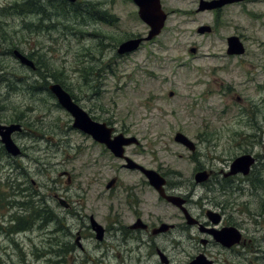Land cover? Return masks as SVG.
Instances as JSON below:
<instances>
[{
  "label": "rangeland",
  "instance_id": "374dc122",
  "mask_svg": "<svg viewBox=\"0 0 264 264\" xmlns=\"http://www.w3.org/2000/svg\"><path fill=\"white\" fill-rule=\"evenodd\" d=\"M22 1L0 0V25L4 29L3 34L0 31V121L6 124L16 113H24L22 119L28 123L36 124L38 121L44 124L27 126L25 134L15 135L16 143L25 153L23 157L13 158L6 154L3 158L1 154L0 186L5 192L27 188L25 198L22 196L20 200L23 205L27 200L30 204L38 201L36 205L51 206L62 217L65 210L53 199L55 195L61 196L56 189L62 187L60 182L65 185L62 174H70L73 182L83 177L80 179L86 184L85 177L95 174L109 179V169L113 174L116 171L115 174L122 175L123 181L127 172L120 170V163L99 155V148L93 140L86 139L84 134L73 128L72 117L52 95L43 92L40 83H37L36 90L32 89L34 86L31 84H36V78L28 69L21 67L13 54L15 50L24 55L32 52L41 55L49 68L57 70L58 77L77 95L76 102L96 120L109 118L116 129L132 128L130 135L138 138L139 145L129 148L130 157L150 169L161 167L163 172L182 173L184 177H170L179 185H184L183 180L200 162L204 166L219 164V158L235 152L241 143L238 133H255L264 141V91L258 88V84L264 86L263 70L257 67V70L247 71L237 59H229L225 39L199 37L192 29L193 23L172 15L158 38L145 43L143 48L129 56H119L117 48L122 41L132 35H147V26L142 21L131 20V11L133 15L135 8L133 5L131 8L127 0H87L100 5V9L111 7L112 13L118 17L114 19L117 25H101L88 19L82 26L81 19L53 16L52 23L46 21V25L57 24V29L48 31L47 35L32 32V28L26 27L37 18L34 15H3L5 7ZM163 3L169 10L180 6L175 0H164ZM182 7L191 8L186 4ZM229 18L230 26L234 27L229 31L249 25L236 10ZM69 20L76 21L74 25L78 30L66 31L65 26L71 25ZM250 30L257 32L247 43L264 66V19L252 22ZM43 31L46 29L42 28ZM79 31L86 35L85 38ZM93 34L97 38L92 37ZM192 47L198 49L195 54L189 52ZM43 67L44 63H40L41 71ZM84 68L94 69L98 75L97 82H83L79 70ZM251 71L256 74L255 80ZM170 91L174 92V97H169ZM94 105L98 106L97 112L91 111ZM190 105L196 107L194 112L189 109ZM177 132L199 144L200 157L192 159V152L175 142ZM256 151L259 153L258 149ZM16 163L21 167L17 168ZM143 180L140 174L128 170V186L136 188L135 191L146 200L145 212L154 216L158 214L170 223L167 217L173 211L164 208V204H155L156 197L151 189L142 186ZM108 182L101 177L97 185L86 192L84 206L78 205L76 211L88 217L95 215L100 224L110 228L109 234L102 242L89 235L87 239L90 240L84 244L90 259L82 254L84 260L72 264H157L159 256L154 253L149 257L146 247L130 255V249L137 246L136 243L127 245L121 231L127 226L125 195L120 196V190L109 193L106 189ZM22 183L23 186L20 185ZM259 191L260 195L253 196L250 205L252 216L241 213V219L246 222L252 223L249 217L253 219L264 206V192ZM34 192L36 197L30 199ZM78 194L81 195L80 191ZM247 199L245 195L243 200ZM69 223L74 226L73 231L80 226L75 219ZM49 227L55 228L54 225ZM42 236L37 228L34 232L21 234L17 240L23 242H18L17 248L0 235V264H52L51 257L50 261L31 257L22 261L20 258L31 251L33 245L28 238L35 237L32 240L37 247L46 249L40 247ZM171 238V235L162 237L156 242L157 247L168 256L169 264H189L187 253L179 251Z\"/></svg>",
  "mask_w": 264,
  "mask_h": 264
},
{
  "label": "flooded vegetation",
  "instance_id": "af4514ba",
  "mask_svg": "<svg viewBox=\"0 0 264 264\" xmlns=\"http://www.w3.org/2000/svg\"><path fill=\"white\" fill-rule=\"evenodd\" d=\"M26 1L34 8L30 15L37 17L32 21L33 26L40 27V33L46 35L48 31H50L49 28H51V25H46V21L52 23L51 19L53 16H61L64 18V4L69 2L67 0ZM127 1L130 7L133 5L135 8L133 15L131 11V20L135 19L141 21L139 9L134 3V0ZM160 1L164 11L168 14V19L172 15H177L183 18L185 22L193 23L194 26L192 29L199 37L225 39L227 42L226 54L229 59H237L239 65L244 67L247 71L257 70V67H261L264 73V66H261V61L257 58L258 54H256L247 43L251 38H254L257 32L250 30L252 29V22L264 19V16H261L264 14V0H237L235 2H227L223 5L214 6L203 11L200 10L202 1L212 2L220 0H175L180 5L175 10L165 9L164 0ZM75 2L80 3V6L72 9V12H77L81 21L87 22L89 19V21L101 23V25H110L109 17L112 15L116 16L112 13L111 7H109V9H100V5L92 2L91 4L87 0H77ZM185 4L191 6V8L182 7ZM54 9L55 11L53 13ZM234 10H236L242 19H246L249 25H241L236 27V30L229 31V29H234L233 26H230L232 22L229 18ZM259 10L263 12H258ZM68 16L69 11L66 14V17ZM114 25L115 23L111 22V26ZM203 27H205L206 32L199 33V30ZM42 28L46 29V32H42ZM148 31L149 28L147 27V34ZM189 33H192V31H189ZM233 36L240 38L244 51L242 54H228V39ZM92 37L97 38V35L93 34ZM142 37H144L143 34H137L132 35L130 38ZM141 48H143V46ZM26 55L34 61L36 69L33 70L20 63L21 67L32 72L33 76L36 78L35 80L39 81V83H46L47 86L43 92H48L50 94L49 87L53 80L47 75V72L45 73L46 79H43L41 76L45 71L44 67L42 71L39 69L40 63H43L41 59L42 56L37 52L28 53ZM129 55L130 54H128V56ZM45 62L47 64L46 60ZM250 74H253L252 79L255 80L256 74L252 71ZM258 88L264 91V86L258 84ZM201 96L203 97L202 94ZM238 99H240V97H238ZM97 108L98 106L94 105L91 111L97 112ZM194 108H196L194 105L189 106L191 112L195 111ZM97 121L103 122L110 127L112 130V139L121 134L126 137L131 136L130 131L132 128L116 129L114 126L115 123L110 121L109 118H106L104 121L98 118ZM19 123L23 126V131L15 133L13 139L15 135L25 134L27 126L32 127L38 125L40 127L44 124L38 121L36 124L28 123L24 119L19 121ZM238 135L241 138V143L239 147L236 148L235 152H229L227 156L219 158V164L204 166L200 162L194 168L191 175L183 180L184 185H179L170 178L171 176L176 178H180L181 176L184 177L182 173L172 170L163 172L164 170H162L161 167L158 168L156 171L165 180L163 194H161L155 187L151 186L147 177L141 170L137 168L128 169V162H126L125 159L117 158L106 145L97 142L91 135L84 134L86 139L93 140L94 144L99 148V155H101V157L106 156L114 162L120 163V170L127 172V175H125L126 180H122V175L115 174L116 171H114L113 174L111 169H109V179L102 176V174H95L85 177L87 179L86 184L80 179L83 177L76 178L75 182H73L70 174H62L61 177L65 179V185L60 182L59 185L62 187H56L61 196L55 195L53 197V199L57 201V204L62 206L65 210V215H62V217L58 216L53 207L45 206L44 203H46V201H44V203L42 200L40 201L44 204V207L36 205L38 203L37 201L32 202L36 207L27 208L28 200L26 203L24 202L23 206L20 205L19 202L22 196L25 198L27 188H22L21 191L6 190L5 192L4 187L0 186V235L9 239L13 242V245L18 248L20 245L19 243L22 244L23 242L17 240V237H20L21 234L34 232L36 228L43 233L42 245L40 247H46V249L41 250L37 247L34 240H32L35 239V237H31L32 239L28 238L33 246L30 247V252H26L25 255L20 256V258L23 259L22 261H27V257H31L35 260L48 259L47 261H50L49 257H51V260H56L60 263L63 262V264L83 261L84 258H82V254L85 256L87 253L84 242L90 240L87 239L89 235L90 237H96V233L92 228V217L95 219L97 218L93 214L89 217L85 214H83V216L80 212L76 211V207L80 204L84 206L87 199L86 192L97 185L102 177L103 180L114 181L112 189L107 190L109 193H116L120 190L122 191L120 196L124 197L125 195L123 202L127 214V226L121 228V231L124 233V239L127 245L136 243L137 246V248L133 247L130 249V255L136 250L146 247L149 250L148 256L150 257L157 254L160 259L157 264H162L161 253H164L157 247L156 242H159V240L166 235H171L172 244L178 248L179 251L187 253L186 258L189 259V264L193 263L199 257L203 258V261L207 264H264V206L257 211L253 219L249 217L251 211L250 205H252V199L254 198L253 196L260 195V189L264 192V141L258 139L255 133L246 134L241 132L238 133ZM180 145L192 152V159L195 160L197 156L200 157V152L198 150L199 144L194 145V150H191L184 144ZM130 147H125V156L127 158L128 156L130 157L128 151ZM3 148V145L0 143V159L1 154H4ZM256 149L259 150V153ZM24 155L25 153L21 148V154L18 158ZM245 155H252L255 159L249 172L247 174L241 172L233 173V163L236 159ZM128 170L136 172L143 177L142 186L151 189L150 192L156 197V205L164 204V208L173 211V214L167 217L170 223L165 222L164 218L158 214L154 216L153 214L145 212L146 208L144 205L146 200L142 199L135 191L136 188L128 186ZM198 174H204V180L198 182ZM20 185L23 186L24 184L22 183ZM79 191L81 195L78 194ZM35 193L36 192H34L33 195ZM245 195H247V200H243ZM170 197L177 198L176 203H173ZM38 206L41 211L40 215H37L38 212L35 211L38 209ZM4 207L8 210H5ZM14 209L17 211L15 212ZM28 209H30V211ZM241 213L249 215V219L253 220L252 223L241 219ZM128 214L130 215L129 224ZM72 219L80 223L79 228L74 231L72 230L74 226L69 223ZM86 223L87 225H85ZM50 225H54L55 228L50 229ZM163 228L165 229L162 230ZM109 231L110 228L106 226L105 238L107 234H109ZM59 245L61 247L58 251ZM99 245L100 244L97 246ZM86 257L90 259V256L87 254ZM164 257H166L169 264L170 259L168 256L164 254Z\"/></svg>",
  "mask_w": 264,
  "mask_h": 264
},
{
  "label": "water",
  "instance_id": "95a60500",
  "mask_svg": "<svg viewBox=\"0 0 264 264\" xmlns=\"http://www.w3.org/2000/svg\"><path fill=\"white\" fill-rule=\"evenodd\" d=\"M68 1L74 3L76 0ZM235 1L237 0H220L212 2L202 1L200 10L203 11L214 6H219L227 2L230 3ZM134 3L139 9L140 19L149 27V33L144 38H133L122 42L117 50V53L119 55L133 53L139 49L142 43L151 41L157 36H159L162 33L168 19V14L163 10L162 3L160 0H134ZM205 32V27L199 30V33ZM228 46L229 55H239L244 52L240 38L236 36H233L228 39ZM190 52L196 53V49L192 48L190 49ZM14 54L22 64L32 69L36 68L34 62L27 56L22 54L19 50H15ZM50 91L56 97L59 105L72 116L74 120L73 128L80 130L83 133L89 134L99 143L105 144L108 149H110L117 157L125 158L128 162V168H137L141 170L146 175L147 179L149 180V183L153 187H155L161 194H163V186L165 184V180L158 172L151 169H146L145 167L139 165L129 157L127 159L124 156V147L126 145L129 146L138 143L136 137L126 138L123 135H119L112 140V130L108 128L105 123L94 121L89 115V113L86 112L78 103H76L72 96L60 84H51ZM172 95L173 93H170V96ZM22 131L23 128L20 123H12L8 125L0 123V140L3 143L6 152L12 157H18L21 154V149L14 141L13 135ZM175 140L176 142L182 143L185 146L189 147L191 150H194L193 142L184 134L177 133L175 136ZM254 162L255 159L251 155L239 157L233 163V173L241 172L247 174ZM204 177V174H198L197 181L200 182L204 180ZM112 185L113 182L108 185V188H111ZM170 199L173 203H176L177 201V198L174 197H170ZM92 228L96 233V239L98 241H102L105 237V229L100 223L95 220L94 217H92ZM165 228H163L162 230H164ZM161 258L162 264H168L166 257H164V254L162 253ZM203 260V258L199 257L191 264H207Z\"/></svg>",
  "mask_w": 264,
  "mask_h": 264
},
{
  "label": "trees",
  "instance_id": "16d2710c",
  "mask_svg": "<svg viewBox=\"0 0 264 264\" xmlns=\"http://www.w3.org/2000/svg\"><path fill=\"white\" fill-rule=\"evenodd\" d=\"M21 4H18V3H15L13 6H8V7H5L3 10H2V13H3V15H6V14H8V16L9 15H18V16H26V15H29L30 13H31V11L34 9L30 4H29V2H27V1H25V2H20ZM67 7H68V9L69 10H67L66 11V9H67ZM72 8H76V5L75 4H70V3H68V2H66L65 4H64V10H65V14H67V12L69 11V14H73V16H76V17H74L75 19H78L79 18V14L77 13V12H72L70 9H72ZM59 10H60V8H59ZM69 24H71V25H69V28H68V31H70L69 33H72L74 30H78L76 27H75V25H74V23H76V21H72L71 22V20H69ZM83 23H85L84 21H82ZM117 25V24H116ZM28 29L30 30L31 28H30V26H28ZM0 31L2 32V34H3V32H4V29L2 28V26L0 25ZM83 32L82 31H79V34H82ZM99 34H101V33H99ZM4 35H6V34H4ZM7 36V35H6ZM82 36H84L83 34H82ZM103 38V37H102ZM119 42V41H118ZM4 55H5V53H4ZM43 61V63H44V69H45V71L42 73V78L43 79H46L47 77L45 76V73L47 72L48 74L47 75H49L55 82H57V83H60L64 88L66 87L65 86V84H66V82H64L62 79H60L59 77H58V71L57 70H55V69H51V68H49V64H46V62H45V60H42ZM79 71H81V73L83 74V77H84V80H85V82L86 83H88L89 81L88 80H91L92 78H95L96 77V73H95V71H94V69L93 68H91L90 70H87L86 68H84V69H82V70H79ZM19 81V80H18ZM37 83H39L38 81H36V84H31L32 86H34L32 89H34V90H36L37 88H38V85H37ZM31 85H29V87H31ZM37 85V86H36ZM14 87H15V85H13ZM40 86H42V88H44L45 89V87L47 86V84L45 83V84H41L40 83ZM76 98V97H75ZM23 117H25V115H24V113H16L15 114V117L14 118H11V119H8V121H7V123H10V122H19ZM1 143V142H0ZM4 149V148H3ZM4 151V150H3ZM4 155H6V153H5V151H4V154H3V156ZM16 166H17V168L18 167H21L20 166V164H18L17 165V163H16ZM35 196L34 195H32L31 197H30V199H32V198H34ZM19 204L20 205H23V202H19ZM35 205L34 204H30V202L28 201V203H27V208H32V207H34ZM36 207V206H35ZM29 211H30V209H28ZM35 211H37L38 212V214L37 215H40V212L41 211H38V210H35ZM60 245L58 246V251H59V249H60ZM55 249H57V248H55ZM51 263L52 264H63V262H58V261H56V260H51Z\"/></svg>",
  "mask_w": 264,
  "mask_h": 264
},
{
  "label": "bare ground",
  "instance_id": "6f19581e",
  "mask_svg": "<svg viewBox=\"0 0 264 264\" xmlns=\"http://www.w3.org/2000/svg\"><path fill=\"white\" fill-rule=\"evenodd\" d=\"M22 54H23V53H22ZM14 55H15V54H14ZM25 56H26V55H25ZM15 57H16V56H15ZM16 59H18V58L16 57ZM18 60H19V59H18ZM20 63H21V62H20ZM21 64H22V63H21ZM23 65H24V64H23ZM25 66H26V65H25ZM26 67H28V66H26ZM1 79H2V78H1ZM1 79H0V80H1Z\"/></svg>",
  "mask_w": 264,
  "mask_h": 264
}]
</instances>
